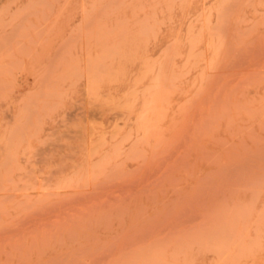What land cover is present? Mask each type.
Wrapping results in <instances>:
<instances>
[{"label":"rangeland","instance_id":"obj_1","mask_svg":"<svg viewBox=\"0 0 264 264\" xmlns=\"http://www.w3.org/2000/svg\"><path fill=\"white\" fill-rule=\"evenodd\" d=\"M0 264H264V0H0Z\"/></svg>","mask_w":264,"mask_h":264},{"label":"bare ground","instance_id":"obj_2","mask_svg":"<svg viewBox=\"0 0 264 264\" xmlns=\"http://www.w3.org/2000/svg\"><path fill=\"white\" fill-rule=\"evenodd\" d=\"M256 180V179H255ZM257 181V180H256Z\"/></svg>","mask_w":264,"mask_h":264}]
</instances>
